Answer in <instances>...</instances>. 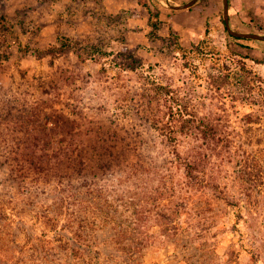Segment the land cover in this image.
Segmentation results:
<instances>
[{"label": "rangeland", "instance_id": "obj_1", "mask_svg": "<svg viewBox=\"0 0 264 264\" xmlns=\"http://www.w3.org/2000/svg\"><path fill=\"white\" fill-rule=\"evenodd\" d=\"M186 1L0 0V264L71 262L58 247L68 218L47 208L70 184L56 166L72 160L112 188L107 200L90 196L82 175L72 183L99 217L88 231L103 261L126 263L134 245L112 241L102 217L114 201L120 213L143 198L139 264H264V43L231 41L223 0L170 8ZM232 4L234 28L264 35V0ZM63 38L82 49L33 52ZM167 89L224 140L181 123L173 144ZM176 149L197 166L192 193ZM242 176L258 186L256 208Z\"/></svg>", "mask_w": 264, "mask_h": 264}, {"label": "trees", "instance_id": "obj_2", "mask_svg": "<svg viewBox=\"0 0 264 264\" xmlns=\"http://www.w3.org/2000/svg\"><path fill=\"white\" fill-rule=\"evenodd\" d=\"M188 1L189 0H187L186 2ZM186 2H184L183 4H185ZM230 13H231V10H230ZM224 24H225V21H224ZM156 27H157L156 29H159L158 26ZM238 31L242 32L241 30H238ZM230 38L234 44H236L239 47L245 48V49H251L252 47L244 42H248L251 45L257 44L258 46L264 43V41L239 39L231 35H230ZM60 43L61 44L59 47H53L48 50H38V49L34 50L33 49V52L37 53L38 56H49V55L57 56L71 49H74L79 52V50L77 49L79 46L73 40L69 38H63L60 41ZM79 49H82V47L80 46ZM95 50H97L98 52H101L98 48H94L91 52L92 55L97 53V51ZM25 51H31V49L26 48ZM80 56H82L81 53H80ZM167 92H168V95H170V99H171V106H170V110H171L170 117L171 118L169 119L170 123L168 124V127L171 131V134L169 135V140L173 142V144L177 145L178 139L176 137H173L172 135L173 133L177 131L178 125L181 123L187 126L189 125V127H194V128L201 130L203 133L208 134V136L212 139L219 140V141L224 140V137L222 136V134L217 133V131L213 127H211L204 121L198 120V119L187 118V114L185 112L183 105L181 104V101L175 95H172L171 90L167 89ZM105 154L106 153L104 152L101 155L104 156ZM113 157H115L114 160H116L118 155L116 154V156H113ZM174 157H176V161L180 162L181 165L184 166V169L187 172L186 177L188 178V180L180 183L183 188L188 187L189 189L191 186L195 188V186L197 187V185H199L200 183L202 184L200 178H197V177L194 178L193 176L194 170L197 167L193 162H191L188 158H185L184 156L182 157L178 149L174 151ZM117 160L119 161V159ZM85 164H86L85 162L83 163L81 160H79L78 161L79 167H78L74 165L73 160H72V162H69V163L68 161H65V168H64L65 170L63 169L62 166H56L59 174L65 171V176L67 179H69L70 184L62 185V187L60 188V190L62 191L61 196L59 197V199L56 200L57 202H54L52 205H48L47 209L49 212H52V213L59 211L61 215L62 214L64 216L66 215V217L68 218L67 219L68 226L66 225L63 226L66 233L65 232L64 234L60 233L63 236H60V242L58 244V247L62 249L67 256H70L69 258L71 259V262L69 264H75L74 260H77V259H79L82 262V264H110V262L103 261L101 251L100 250L94 251V249L92 248V244L90 242L91 234L88 231V227L90 228V226H92L96 222H97V226L100 225L99 224L100 222H98L99 220L97 221V219L99 218L98 216H96L97 218L93 217V219H91L89 215V212L93 209L92 207L93 202L90 200V206H88L87 200L83 196H79L78 192H76L78 189L75 188L74 187L75 185L72 183H73V180H75V177H77L78 175H82L83 181H84L82 183L85 185V187H87L86 192L88 191L90 196L92 194L96 195L94 194L96 192L99 193L97 194V196L103 195L104 193H106V195L108 196L107 200H109L108 199L109 195L110 197H112V194H111L112 188H108L107 186H103L102 184H96L97 181H93V180H90V182L87 181L88 179L84 176V173L81 171L83 169H86L84 168V166L87 167V165ZM101 169L102 168H100V170ZM121 184L122 185L127 184V181H124V182L121 181ZM241 184L246 188L244 190V194L246 195V199H247L246 204L252 203V205L250 206H254V203H255L254 207L256 208L257 207L256 203L258 204L260 200H254L253 194H251V192L254 193L258 186L249 184L243 176H242ZM187 192L192 193V189H189ZM117 197L122 199L123 198L122 192L120 194H117ZM130 203L133 206L130 205V207H128L129 210L124 211L125 210L124 208L119 213L118 211H120L121 209V204L117 205L114 201L113 202L114 206L112 205V207L113 208L115 207L116 209L114 208L115 210H113L111 213L107 211V214H105L106 216L102 217V219H104L105 221L104 225H107L108 223L110 224L112 223V228L110 229V233L113 235L112 241L119 244L122 240L129 239L131 240V244L134 245L128 250L124 248L126 251L125 253L129 254V256L128 258L125 257L126 263H123V264H139V263H144V262H139L141 260V257L144 255L143 253H141V255L139 254V251H140L139 249L141 248V246H143L142 244H145V240H144L145 233L142 230H140L139 223L142 222L145 216V207H144L145 200H143L142 198L139 201H137L136 199V202H133V199H130ZM230 205H234V204H230ZM168 206L170 207L171 205L168 204ZM164 207L168 209L166 205ZM46 212L47 211L44 212L45 215H47ZM93 212L96 213L94 209H93ZM116 212H118L119 215ZM84 213H87V214H84ZM174 214L175 213H173V210H172L169 216L167 215L162 218H164L165 219L164 221H166L167 223H172L174 219L176 218L173 216L177 215V214L175 215ZM47 216H49V214ZM75 225H78L77 229L75 228ZM134 225H138V226L131 227ZM14 241L17 244V241L16 240ZM26 247L25 248L21 247L20 251L24 253ZM112 264H115V263L112 262Z\"/></svg>", "mask_w": 264, "mask_h": 264}, {"label": "water", "instance_id": "obj_3", "mask_svg": "<svg viewBox=\"0 0 264 264\" xmlns=\"http://www.w3.org/2000/svg\"><path fill=\"white\" fill-rule=\"evenodd\" d=\"M199 0H191L188 3L174 6L171 5L170 8L173 10H186L191 7H193L195 4H197ZM224 4V21H225V26L227 28L228 33L236 38L239 39H250V40H257V41H264V35L263 34H257V33H247V32H240L236 30L231 22V2L230 0H223Z\"/></svg>", "mask_w": 264, "mask_h": 264}, {"label": "crops", "instance_id": "obj_4", "mask_svg": "<svg viewBox=\"0 0 264 264\" xmlns=\"http://www.w3.org/2000/svg\"><path fill=\"white\" fill-rule=\"evenodd\" d=\"M199 1H200V0H199ZM230 2H231V9H232V7H233L232 0H230ZM198 3H199V2H198ZM195 5H196V4H195ZM195 5H194V6H195ZM189 9H190V8H189ZM231 9H230V10H231ZM231 22H232V18H231Z\"/></svg>", "mask_w": 264, "mask_h": 264}]
</instances>
